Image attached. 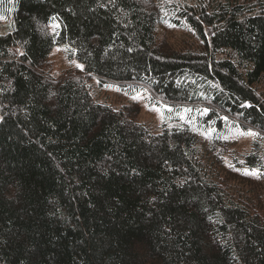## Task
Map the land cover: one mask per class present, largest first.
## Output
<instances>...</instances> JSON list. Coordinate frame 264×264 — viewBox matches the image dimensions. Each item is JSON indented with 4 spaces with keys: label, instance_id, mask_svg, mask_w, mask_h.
<instances>
[{
    "label": "trees",
    "instance_id": "1",
    "mask_svg": "<svg viewBox=\"0 0 264 264\" xmlns=\"http://www.w3.org/2000/svg\"><path fill=\"white\" fill-rule=\"evenodd\" d=\"M0 15V264H264V0H0ZM165 21L193 42L160 36ZM58 45L82 68L53 75ZM91 77L201 110L154 131Z\"/></svg>",
    "mask_w": 264,
    "mask_h": 264
},
{
    "label": "rangeland",
    "instance_id": "2",
    "mask_svg": "<svg viewBox=\"0 0 264 264\" xmlns=\"http://www.w3.org/2000/svg\"><path fill=\"white\" fill-rule=\"evenodd\" d=\"M159 2H163L167 5H193L196 0H159ZM2 17L3 19H0V34H6V32L10 29V20L4 18V16ZM54 26H57V24L54 23V25L51 26V29H53ZM158 34L166 38L174 45L183 42H193V35L190 28H187L186 26L179 28L175 27L170 21H165V24L158 29ZM48 61L52 74L55 76H61L69 70L80 69V67H77L79 63L67 56V48L65 45H58L54 47L49 54ZM88 86L95 100L109 103L115 108L135 103L139 109L140 120L149 125L154 131H159L165 125L173 126L177 125L178 122L182 123L189 117H193V115L197 118L199 116V110H201L198 107L190 105L183 106L181 110L175 109L170 111V105L154 102L150 93L145 88L130 86L122 87L118 85L101 86L95 77L88 79ZM258 89L264 97V82L261 83ZM133 97H136V99L134 100ZM1 117L2 116L0 114V120ZM181 117H183V119H181ZM195 129L206 136L211 135V133L202 132L197 128ZM252 134L253 133L251 131L245 132L241 130H234L222 137L236 142L235 149L237 153H245L249 151L251 147V142L254 138V135Z\"/></svg>",
    "mask_w": 264,
    "mask_h": 264
},
{
    "label": "snow or ice",
    "instance_id": "3",
    "mask_svg": "<svg viewBox=\"0 0 264 264\" xmlns=\"http://www.w3.org/2000/svg\"><path fill=\"white\" fill-rule=\"evenodd\" d=\"M0 19H3V17L0 16ZM54 27H57V26H54ZM77 67H81V68H82V66H80V65H77ZM133 99L135 100L136 97H133ZM207 112H208V109H207V108L204 109V114H207ZM181 119H183V117H181ZM225 119H226V118H225ZM252 135H255V134L253 133ZM243 174H244V175H252V176H256L257 179L260 178L259 175H258V173H257L256 171H247V170H246Z\"/></svg>",
    "mask_w": 264,
    "mask_h": 264
}]
</instances>
